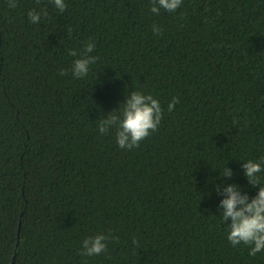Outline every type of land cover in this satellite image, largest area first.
<instances>
[{
	"label": "trees",
	"instance_id": "obj_1",
	"mask_svg": "<svg viewBox=\"0 0 264 264\" xmlns=\"http://www.w3.org/2000/svg\"><path fill=\"white\" fill-rule=\"evenodd\" d=\"M65 3L0 0V264H264L229 242L217 191L259 190L242 164L264 158V0H183L159 15L152 0ZM33 8L47 10L39 24ZM90 40L98 59L75 78L68 50ZM133 90L163 119L128 150L99 122ZM109 231L106 252L81 255Z\"/></svg>",
	"mask_w": 264,
	"mask_h": 264
},
{
	"label": "clouds",
	"instance_id": "obj_2",
	"mask_svg": "<svg viewBox=\"0 0 264 264\" xmlns=\"http://www.w3.org/2000/svg\"><path fill=\"white\" fill-rule=\"evenodd\" d=\"M40 0H37L39 4ZM183 0H152L150 11L156 15L160 14V10L164 9L168 12H176L182 5ZM54 6L64 12L67 8L65 0H53ZM10 8L17 7V0H9ZM45 8L37 11L36 8L28 12L31 23L39 24L42 16H47ZM152 31L156 35H160L163 29L153 24ZM71 35L72 28H68ZM96 44L94 41L87 42L81 50L69 49L68 54L77 57L72 66L71 72L75 78L87 76L90 66L94 64L98 57L93 55ZM67 72L61 69L60 75H66ZM179 102L178 97H173L168 104V111L174 110L175 105ZM119 111H111L107 117L99 122V131L107 134L113 127L116 129V142L121 149H132L139 147L140 143L145 140L152 132L158 130L163 119V109L157 98L151 93L145 94L143 91L133 90L128 95L123 107L118 108ZM117 110V109H116ZM233 123H238V119L234 118ZM244 175L248 178L252 186L259 185V190L254 197L249 196L247 192L241 190V186L237 183H225L217 185L218 193L223 195L220 201L222 209V220L228 224V240L233 246L241 244L249 246V255L255 256L257 253L264 251V184L258 175L264 172V158L260 161L247 160L242 164ZM234 175V171L230 167H226L220 172V176L230 180ZM118 236H114L111 231L107 234L99 233L95 236H89L83 241L81 255L95 256L108 249V243L112 240H118ZM136 239L133 244L138 245Z\"/></svg>",
	"mask_w": 264,
	"mask_h": 264
},
{
	"label": "water",
	"instance_id": "obj_3",
	"mask_svg": "<svg viewBox=\"0 0 264 264\" xmlns=\"http://www.w3.org/2000/svg\"><path fill=\"white\" fill-rule=\"evenodd\" d=\"M13 264H15V261H13Z\"/></svg>",
	"mask_w": 264,
	"mask_h": 264
}]
</instances>
